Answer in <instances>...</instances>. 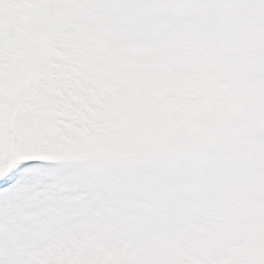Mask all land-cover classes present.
Returning a JSON list of instances; mask_svg holds the SVG:
<instances>
[{"label": "snow or ice", "instance_id": "snow-or-ice-1", "mask_svg": "<svg viewBox=\"0 0 264 264\" xmlns=\"http://www.w3.org/2000/svg\"><path fill=\"white\" fill-rule=\"evenodd\" d=\"M0 264H264V0H0Z\"/></svg>", "mask_w": 264, "mask_h": 264}]
</instances>
